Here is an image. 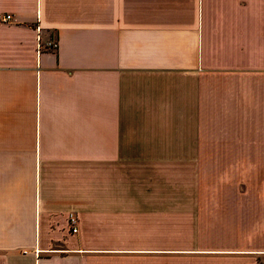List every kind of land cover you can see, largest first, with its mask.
Wrapping results in <instances>:
<instances>
[{
  "label": "crops",
  "instance_id": "crops-1",
  "mask_svg": "<svg viewBox=\"0 0 264 264\" xmlns=\"http://www.w3.org/2000/svg\"><path fill=\"white\" fill-rule=\"evenodd\" d=\"M7 15L0 264H127L158 222L210 264H264V0H0Z\"/></svg>",
  "mask_w": 264,
  "mask_h": 264
},
{
  "label": "rangeland",
  "instance_id": "rangeland-1",
  "mask_svg": "<svg viewBox=\"0 0 264 264\" xmlns=\"http://www.w3.org/2000/svg\"><path fill=\"white\" fill-rule=\"evenodd\" d=\"M154 229L155 233L151 240L143 245H135L138 248V252H136L138 254H135L131 258L123 259L127 264H210L211 259H213L212 257L215 256L210 255L204 249H200L197 245L194 249V245H187L183 242L178 243L175 237H172L171 234L163 244L161 243L159 222L158 227H154ZM190 238L192 239L193 237L190 236L189 239ZM201 246L207 247V244ZM161 248L165 249V251L168 250V254H160ZM142 252L150 253L140 254ZM216 257L218 258V256Z\"/></svg>",
  "mask_w": 264,
  "mask_h": 264
},
{
  "label": "built area",
  "instance_id": "built-area-1",
  "mask_svg": "<svg viewBox=\"0 0 264 264\" xmlns=\"http://www.w3.org/2000/svg\"><path fill=\"white\" fill-rule=\"evenodd\" d=\"M10 21H12V16H10V15H7V16H4V17H0V26L2 24L9 23ZM49 48L55 49V48H57V45L56 44H50ZM69 221H70V224H71V227H72V232L73 233H77V231H78V227H77L78 218H77V216L72 213L70 215V217H69Z\"/></svg>",
  "mask_w": 264,
  "mask_h": 264
}]
</instances>
